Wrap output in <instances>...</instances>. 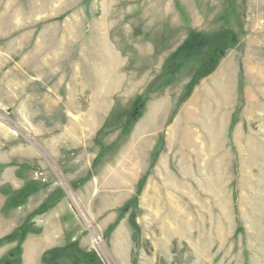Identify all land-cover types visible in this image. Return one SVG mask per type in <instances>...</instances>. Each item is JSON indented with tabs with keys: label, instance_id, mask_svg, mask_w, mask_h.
<instances>
[{
	"label": "rangeland",
	"instance_id": "rangeland-1",
	"mask_svg": "<svg viewBox=\"0 0 264 264\" xmlns=\"http://www.w3.org/2000/svg\"><path fill=\"white\" fill-rule=\"evenodd\" d=\"M24 224L21 264H264V0H0V239Z\"/></svg>",
	"mask_w": 264,
	"mask_h": 264
},
{
	"label": "trees",
	"instance_id": "trees-1",
	"mask_svg": "<svg viewBox=\"0 0 264 264\" xmlns=\"http://www.w3.org/2000/svg\"><path fill=\"white\" fill-rule=\"evenodd\" d=\"M216 65V60L212 63H208L205 68L196 76V80L193 84L197 82L198 79L208 75L213 71ZM36 189L32 186L25 187L19 193L15 194L8 200L10 206L15 207L17 203L26 199L29 195L34 193ZM51 200L44 203L39 210H35L32 214L29 215V218H32L35 215H42L46 213L51 207ZM28 228L25 224L16 229L11 235H8L0 239V244L3 242H12L17 240L18 243L14 250L9 254L8 257L0 261V264H21V245L24 242L26 235L28 233ZM77 242H71L62 248H54L43 253L41 257L42 264H99L96 256L92 253L82 252L77 247Z\"/></svg>",
	"mask_w": 264,
	"mask_h": 264
},
{
	"label": "flooded vegetation",
	"instance_id": "flooded-vegetation-1",
	"mask_svg": "<svg viewBox=\"0 0 264 264\" xmlns=\"http://www.w3.org/2000/svg\"><path fill=\"white\" fill-rule=\"evenodd\" d=\"M210 55H211V54L207 53V54L203 57V61H202L203 65L206 66V65L211 61Z\"/></svg>",
	"mask_w": 264,
	"mask_h": 264
},
{
	"label": "bare ground",
	"instance_id": "bare-ground-1",
	"mask_svg": "<svg viewBox=\"0 0 264 264\" xmlns=\"http://www.w3.org/2000/svg\"><path fill=\"white\" fill-rule=\"evenodd\" d=\"M224 82V81H223ZM89 227H91V226H89Z\"/></svg>",
	"mask_w": 264,
	"mask_h": 264
},
{
	"label": "crops",
	"instance_id": "crops-1",
	"mask_svg": "<svg viewBox=\"0 0 264 264\" xmlns=\"http://www.w3.org/2000/svg\"><path fill=\"white\" fill-rule=\"evenodd\" d=\"M238 207V206H237ZM239 208V207H238Z\"/></svg>",
	"mask_w": 264,
	"mask_h": 264
}]
</instances>
